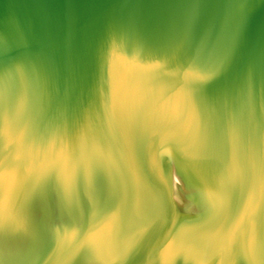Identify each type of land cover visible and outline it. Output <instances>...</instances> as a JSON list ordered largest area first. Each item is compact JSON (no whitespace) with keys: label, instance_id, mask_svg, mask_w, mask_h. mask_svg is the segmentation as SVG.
Returning <instances> with one entry per match:
<instances>
[{"label":"water","instance_id":"1","mask_svg":"<svg viewBox=\"0 0 264 264\" xmlns=\"http://www.w3.org/2000/svg\"><path fill=\"white\" fill-rule=\"evenodd\" d=\"M0 264H264V0H0Z\"/></svg>","mask_w":264,"mask_h":264}]
</instances>
